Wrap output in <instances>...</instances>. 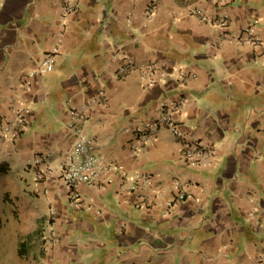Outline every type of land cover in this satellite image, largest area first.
I'll return each mask as SVG.
<instances>
[{
  "label": "crops",
  "instance_id": "1",
  "mask_svg": "<svg viewBox=\"0 0 264 264\" xmlns=\"http://www.w3.org/2000/svg\"><path fill=\"white\" fill-rule=\"evenodd\" d=\"M65 4L0 0V124L20 109L29 122L0 133V264H264V0L225 6L222 36L192 13L216 15L214 0ZM251 23L262 43L240 44ZM74 106L89 107L83 131L127 172L80 184L81 207L57 170L74 147ZM167 107L181 134L161 124L141 141L139 128ZM185 138L215 147L208 166L187 164ZM50 220L59 241L46 250Z\"/></svg>",
  "mask_w": 264,
  "mask_h": 264
},
{
  "label": "built area",
  "instance_id": "2",
  "mask_svg": "<svg viewBox=\"0 0 264 264\" xmlns=\"http://www.w3.org/2000/svg\"><path fill=\"white\" fill-rule=\"evenodd\" d=\"M215 3L221 8V11L216 15L212 16L208 12V9L203 7H196L192 11L193 14L202 17L203 19L211 22L215 27V30L222 36L223 30L228 27L229 24V15L224 9L229 3L234 0H214ZM78 0H66L65 12L69 13L76 10ZM156 4H152L149 7V16H152L155 10ZM220 36V37H221ZM237 42L240 44H249L256 46L262 43V38L257 30L254 23L249 24L244 31L235 36ZM58 51V47H55L53 51L47 53L42 59L39 71L45 73L50 71L55 65V57ZM133 64V60L129 58L128 62L122 65L117 71V75L120 76L128 71V69ZM158 70L157 66L153 67V72ZM181 83L185 84V72L181 71L179 73ZM156 79L151 78L149 84L153 85ZM27 89H32L31 82H27ZM101 94H103L101 92ZM179 107V105H178ZM176 108H165L161 116V120L154 124H148L146 126L139 128V135L141 141H146L150 137L155 135L156 128L161 124L168 126L172 129L175 134H181L175 120H174V111ZM27 109H20L17 111L15 118L5 125L0 124V133L2 135L11 134L16 136L19 133L26 131L29 128V122L27 121ZM71 116L72 121L70 126L72 127L75 133V142L74 147L71 149L64 162H62L57 168L59 172V177L63 184L69 188L70 197L73 199V202L76 206L81 207L85 206L82 195L78 191V187L82 183L89 185H95L100 178L101 174L106 176L107 181H112L116 173H120L123 177L127 175L125 168L118 162L106 161L98 152V146L94 139L88 136L83 131L84 123H87L91 119V112L89 107L83 106L79 108L77 106L71 107ZM155 138V137H154ZM183 158L191 167H202L208 166L214 155L215 147L206 144L203 141L191 138H185L183 140ZM42 155L37 156L34 159L32 165L39 166L40 164L46 163V168L40 171V176H44L47 171L51 170L49 164L45 161ZM151 178V174H140L137 179L143 182H148ZM180 198H185L184 195H181ZM86 207L92 208V205H87ZM59 241V235L56 231L52 220L49 221V227L46 230V233L43 236V247L48 250L55 246Z\"/></svg>",
  "mask_w": 264,
  "mask_h": 264
}]
</instances>
